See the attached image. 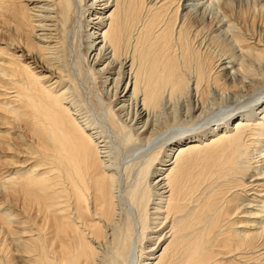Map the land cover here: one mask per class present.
Instances as JSON below:
<instances>
[{
	"label": "bare ground",
	"instance_id": "1",
	"mask_svg": "<svg viewBox=\"0 0 264 264\" xmlns=\"http://www.w3.org/2000/svg\"><path fill=\"white\" fill-rule=\"evenodd\" d=\"M3 14L0 264H264V0Z\"/></svg>",
	"mask_w": 264,
	"mask_h": 264
},
{
	"label": "rangeland",
	"instance_id": "2",
	"mask_svg": "<svg viewBox=\"0 0 264 264\" xmlns=\"http://www.w3.org/2000/svg\"><path fill=\"white\" fill-rule=\"evenodd\" d=\"M3 16H4L3 18H0V26L3 28V30H6V34H3V35L0 34V36H2L4 39H8L10 36L11 37L14 36V38H17L18 32L16 30H12V32H11V30H10L13 28L11 27V24H9V22L7 21L8 14H6V15L3 14ZM3 19H4V21H2ZM2 23H4V24H2ZM5 24H6V27H5ZM9 25H10V27H9Z\"/></svg>",
	"mask_w": 264,
	"mask_h": 264
}]
</instances>
